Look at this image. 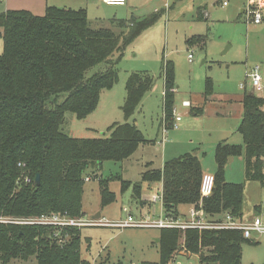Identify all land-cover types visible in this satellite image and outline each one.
<instances>
[{"label":"trees","instance_id":"1","mask_svg":"<svg viewBox=\"0 0 264 264\" xmlns=\"http://www.w3.org/2000/svg\"><path fill=\"white\" fill-rule=\"evenodd\" d=\"M159 15L152 13L140 20L114 19L119 30L113 31L91 27L84 8L46 6L43 15L23 9L0 13V218L54 213L82 217L85 168L104 160L122 161L147 141L135 122L127 121L152 85L151 76L144 71L127 76L121 106L125 121L110 125L108 136L71 137L61 127L66 112L83 119L95 109L101 92L118 79L113 66L116 53L119 58L127 44ZM198 18L202 19L200 9ZM204 40V36H192L187 43L203 44ZM101 63L105 68L88 76V70ZM161 72L163 115L168 121L176 88L173 64L163 63ZM211 88L207 79L203 94L206 100ZM241 104L237 131L242 144L225 143L215 148L213 191L202 199V207L211 217L229 213L242 218L243 186L223 178L229 158L241 156L245 178L264 182V98L244 92ZM202 174L199 158L184 154L165 161L162 169L144 171L141 180L132 184L133 194L140 197L142 182H161L162 205L165 211L177 215L179 205H199ZM120 181L121 190L131 185ZM100 184L101 204L113 201L107 182L100 179ZM79 228L59 230L0 222V264L28 259L33 260L31 264H92L81 257ZM54 233L66 237L65 241L59 243ZM179 235L177 229L161 228L157 241L159 261L140 264H166ZM246 241L240 230L185 231V248L199 253V264H241L242 244Z\"/></svg>","mask_w":264,"mask_h":264},{"label":"rangeland","instance_id":"2","mask_svg":"<svg viewBox=\"0 0 264 264\" xmlns=\"http://www.w3.org/2000/svg\"><path fill=\"white\" fill-rule=\"evenodd\" d=\"M220 1L127 0L125 5H108L102 0H49V4L55 3L58 7H82L91 27H106L113 31L119 30L113 24L114 19L140 20L152 13L160 14L153 24L127 44L119 58V53H116L113 66L118 79L110 89L101 92L95 109L83 119L76 118L71 112L64 115L63 133L79 138L106 137L110 125L125 121L121 106L127 76L131 72L144 71L153 80L127 118V121L135 122L147 140L146 144L138 146L122 161L104 160L101 164H90L83 171V178H90L84 181L81 200L85 220L95 219L97 213L100 217L96 219L108 222H119L129 212L139 218L137 206L140 202L133 194L132 184L141 180L143 171L160 169L163 161L180 155L195 154L203 170L214 174L217 169L216 146L242 144L237 131L238 109L241 107L229 99L245 91L264 98V21L256 24L250 20L251 15L247 11L249 0H229L226 6H222ZM2 2L11 7L7 10H25L24 7L32 4L33 0ZM258 5L256 9L263 15L264 0H259ZM199 9L204 11L205 19H198ZM192 36H204V43L188 44L187 39ZM188 54L192 55L191 61H188ZM165 62H171L174 67L176 88L172 112L180 114L181 121L176 128L169 127L165 142L158 144L164 117L161 66ZM255 67L263 79L261 91H253L246 77ZM104 68V63H101L88 70L87 74L89 76ZM207 79L211 81L210 97L213 98L204 101L202 97ZM240 83L246 85V90L240 87ZM188 100L192 101L193 107L202 109L201 114L194 116L190 107L183 105V101ZM166 122L168 126L172 124V115ZM119 178L131 185L121 190ZM223 178L243 186L242 222L249 225L258 218L264 226V182L245 178L241 156L227 160ZM100 179L107 182L108 189L114 194V200L104 205L101 204ZM145 185L143 183V187ZM123 207L128 209V213L123 211ZM178 208L183 210L186 206L179 205ZM79 229L81 257L92 264H140L160 259L157 242L160 229L114 225ZM173 252L172 256L181 255L177 257L180 264H199V253L185 248V233H180ZM31 262L32 259L13 260L9 264ZM241 264H264V231H252L242 244Z\"/></svg>","mask_w":264,"mask_h":264},{"label":"built area","instance_id":"3","mask_svg":"<svg viewBox=\"0 0 264 264\" xmlns=\"http://www.w3.org/2000/svg\"><path fill=\"white\" fill-rule=\"evenodd\" d=\"M103 3L108 5H125L126 0H102ZM229 0H221L220 4L222 6L228 5ZM259 0H249L248 2V13L251 15L250 20L256 24L262 21V14L257 10V5L255 4ZM254 6V7H253ZM188 61H191L192 55L188 54ZM249 79V84L251 88L255 91H261L262 86V76L258 73V68L255 67L253 72L246 75ZM243 86V84L241 85ZM183 105L189 107L188 101H183ZM181 119L180 114H173L172 112V124L170 126L166 125V120L163 117V125L161 128V140L163 142L166 138L169 127L176 128L177 122ZM166 122V123H165ZM89 177H86L85 180H89ZM214 187V176L210 173H203L199 185V194H200V203L198 206H189L187 214L185 217L180 215H174L169 211H164L160 213L158 217L154 215H147L144 217H134L128 213L126 207L123 208V211L127 212L125 219L120 220L119 222H108L102 221L100 219L85 220L82 217H69L66 213H54V214H41L35 217L29 218H6L1 217L0 222L2 223H14V224H27V225H40V226H53L59 228L75 226V227H84V226H98V225H114L118 227H151V228H172L180 231L181 234H184L186 230L195 229L198 231L202 230H240L245 238H248L252 231H264V226L261 224L258 218H255L249 225H245L240 219L233 217L229 213H225L223 217L217 219L209 216L205 213L202 207V199L207 198L212 194ZM152 202L162 203V185L159 184V192L152 194ZM54 238H58V242L62 243L65 241L66 237L63 239L61 234L54 233ZM181 255H173L166 264H180L177 257Z\"/></svg>","mask_w":264,"mask_h":264},{"label":"crops","instance_id":"4","mask_svg":"<svg viewBox=\"0 0 264 264\" xmlns=\"http://www.w3.org/2000/svg\"><path fill=\"white\" fill-rule=\"evenodd\" d=\"M2 1H4V0H0V2H2ZM70 1V0H69ZM127 1V0H126ZM49 2V0H33V3L32 4H30L29 6H27V7H24L25 8V10H28V11H30L32 14H35V15H43V13H44V11H45V8H46V6H56V7H58L55 3H52V4H49L48 3ZM3 3L4 2H2V5L0 4V13L1 12H4L5 10H7V9H10L11 7H8V5L6 6V5H3ZM11 4H13V2L11 1ZM257 5V7L259 6L258 4H256ZM60 8H65V7H60ZM82 8V7H81ZM79 9V8H78ZM201 10V13H202V19H205V13H204V11H202V9H200ZM262 11V10H261ZM261 14H262V12H260ZM197 17H198V14H197ZM198 19H200V18H198ZM262 22V21H261ZM163 85H164V83H163ZM242 84L240 83V87L242 88V89H244V90H246V85L243 83V86H241ZM250 85V84H249ZM253 89V88H252ZM254 91V90H253ZM246 92V91H245ZM249 92H252V91H249ZM252 93H254V92H252ZM244 94V93H243ZM243 94L242 95H240V96H237V97H235V98H230L229 100H233V101H235L237 104H238V106L239 107H241V108H239L238 110V114H239V122H240V120H241V115H242V104H241V99H242V96H243ZM210 100L213 98H211L210 96L208 97ZM208 98H207V100H208ZM202 99L204 100V101H206V99L204 98V96L202 97ZM188 102H190V105H189V107H190V112L191 113H193L194 114V116H196V115H199V114H201V111H202V109L201 108H197V107H193V103H192V101H189L188 100ZM241 110V111H240ZM181 121V119L177 122V126H178V124H179V122ZM162 123H163V120H162ZM239 124V123H238ZM136 125V124H135ZM238 127V126H237ZM166 136H167V134H166ZM242 137V136H241ZM161 140V139H160ZM160 140H158V144H163L164 142H165V140H166V138H165V140L163 141V142H160ZM152 142H155L154 140L152 141ZM147 143H149V142H147ZM146 144V143H145ZM195 155V154H194ZM181 156V155H180ZM179 157V156H178ZM176 158V157H175ZM229 160H231V158H229ZM164 162L165 161H163V163H162V166L160 167V169H162V167H163V164H164ZM202 167V166H201ZM202 171H203V173H206L204 170H203V168H202ZM144 172V171H143ZM142 172V173H143ZM143 183L144 184H146L144 187H143ZM159 184H161L162 185V183L161 182H156V183H151V184H149V183H147V182H142L141 183V190H140V197L139 198H137L138 199V201L140 202L139 204H138V206H137V210H138V216H140V217H144V216H147V215H154V216H156V217H158L159 215H160V213H162V212H164L165 211V209H164V207H163V205H162V203H160V202H152V200H151V198H152V194H154V193H157V192H159ZM186 206V209H183V210H179V206L176 208V212H177V214L178 215H180V216H183V217H185L186 216V214H187V211H188V209H189V206H187V205H185ZM124 208V207H123ZM131 210V209H130ZM131 212H129V214H130ZM131 215H132V213H131ZM223 215L224 214H219V215H216V217H214V218H217V219H219V218H221V217H223ZM133 216H136V215H133ZM241 221H242V218L240 219ZM158 229V228H157ZM157 241H158V239H157Z\"/></svg>","mask_w":264,"mask_h":264},{"label":"water","instance_id":"5","mask_svg":"<svg viewBox=\"0 0 264 264\" xmlns=\"http://www.w3.org/2000/svg\"><path fill=\"white\" fill-rule=\"evenodd\" d=\"M35 181H36V183L39 182V174H37V175L35 176ZM98 217H100V214H99V213L95 214L94 218H98Z\"/></svg>","mask_w":264,"mask_h":264}]
</instances>
